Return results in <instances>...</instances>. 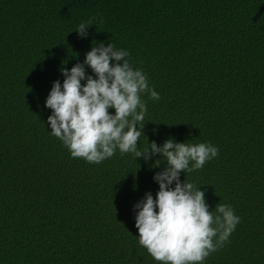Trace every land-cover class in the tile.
Segmentation results:
<instances>
[{
	"label": "trees",
	"instance_id": "16d2710c",
	"mask_svg": "<svg viewBox=\"0 0 264 264\" xmlns=\"http://www.w3.org/2000/svg\"><path fill=\"white\" fill-rule=\"evenodd\" d=\"M93 42L128 50L161 97L142 94L138 147H218L180 177L241 218L204 264H264V0H0V264H159L135 205L156 197L162 156L88 163L51 134L46 99Z\"/></svg>",
	"mask_w": 264,
	"mask_h": 264
},
{
	"label": "clouds",
	"instance_id": "9594fccd",
	"mask_svg": "<svg viewBox=\"0 0 264 264\" xmlns=\"http://www.w3.org/2000/svg\"><path fill=\"white\" fill-rule=\"evenodd\" d=\"M95 20L78 25L81 38L87 36ZM103 22L100 17L99 23ZM130 55L113 43H94L84 63L70 70L62 67L63 85L55 81L46 99V106L52 110L48 117L51 134L72 158L88 163L99 164L117 150L121 155L143 157L146 162L161 155L162 160L153 165L159 167L166 162V167L154 176L159 184L156 197L148 192L135 205L139 245L159 264H204L229 241L241 218L229 204L218 203L215 212L210 211L205 192L187 178L182 182L180 177L182 172L202 169L218 157L219 149L211 143H177L173 139L162 146L152 141L138 147L148 110L142 94L154 101L161 97L150 87L147 75L133 67ZM85 65L95 76L86 74ZM113 108L115 114L109 111Z\"/></svg>",
	"mask_w": 264,
	"mask_h": 264
}]
</instances>
